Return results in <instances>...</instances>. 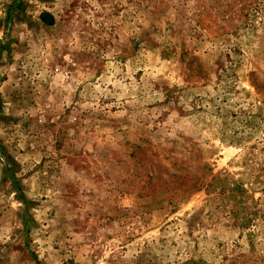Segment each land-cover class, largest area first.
Segmentation results:
<instances>
[{"label":"rangeland","instance_id":"1","mask_svg":"<svg viewBox=\"0 0 264 264\" xmlns=\"http://www.w3.org/2000/svg\"><path fill=\"white\" fill-rule=\"evenodd\" d=\"M0 264H264V0H0Z\"/></svg>","mask_w":264,"mask_h":264},{"label":"trees","instance_id":"2","mask_svg":"<svg viewBox=\"0 0 264 264\" xmlns=\"http://www.w3.org/2000/svg\"><path fill=\"white\" fill-rule=\"evenodd\" d=\"M41 16H42V17H41V20H42L45 24H47V25H51V24H52L51 19L48 20V19L45 17L44 14H42Z\"/></svg>","mask_w":264,"mask_h":264}]
</instances>
